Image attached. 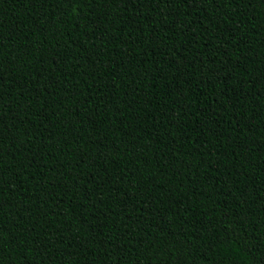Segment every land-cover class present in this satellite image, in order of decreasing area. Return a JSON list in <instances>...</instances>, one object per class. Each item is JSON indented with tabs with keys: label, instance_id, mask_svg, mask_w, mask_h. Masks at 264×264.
Wrapping results in <instances>:
<instances>
[{
	"label": "trees",
	"instance_id": "obj_1",
	"mask_svg": "<svg viewBox=\"0 0 264 264\" xmlns=\"http://www.w3.org/2000/svg\"><path fill=\"white\" fill-rule=\"evenodd\" d=\"M0 264H264V0H0Z\"/></svg>",
	"mask_w": 264,
	"mask_h": 264
},
{
	"label": "snow or ice",
	"instance_id": "obj_2",
	"mask_svg": "<svg viewBox=\"0 0 264 264\" xmlns=\"http://www.w3.org/2000/svg\"><path fill=\"white\" fill-rule=\"evenodd\" d=\"M134 3H143V0H133ZM155 6H159L160 3L171 2V0H149Z\"/></svg>",
	"mask_w": 264,
	"mask_h": 264
}]
</instances>
